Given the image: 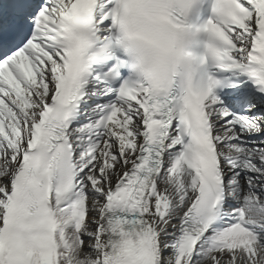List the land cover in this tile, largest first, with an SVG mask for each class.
Listing matches in <instances>:
<instances>
[{
  "label": "snow or ice",
  "instance_id": "snow-or-ice-1",
  "mask_svg": "<svg viewBox=\"0 0 264 264\" xmlns=\"http://www.w3.org/2000/svg\"><path fill=\"white\" fill-rule=\"evenodd\" d=\"M0 264H264V0H0Z\"/></svg>",
  "mask_w": 264,
  "mask_h": 264
}]
</instances>
